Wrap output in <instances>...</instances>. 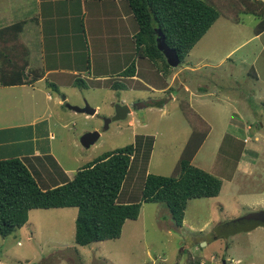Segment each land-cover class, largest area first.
Returning <instances> with one entry per match:
<instances>
[{
  "label": "rangeland",
  "instance_id": "rangeland-1",
  "mask_svg": "<svg viewBox=\"0 0 264 264\" xmlns=\"http://www.w3.org/2000/svg\"><path fill=\"white\" fill-rule=\"evenodd\" d=\"M226 1L228 5L233 3ZM216 4L222 10L227 9L219 1ZM37 11V0H0V28L35 17ZM240 17V24L220 17L183 64L175 69L170 67L168 78L174 81L164 94L157 93L168 82L162 75L167 63L165 57L138 61L140 77L149 82L150 88L135 82L132 86L135 90L130 94L111 90L115 82H121L119 79L92 83L87 76L85 79L68 76L71 83L81 80L74 90L53 91L49 84L48 89L36 86L35 91L27 87L15 90L0 87V127L12 124L9 121L15 125L22 120L31 123L32 128L24 130V136L34 138L41 153L52 147L59 163L60 167L56 168L52 159L45 158L43 169L42 164L34 162L40 172L39 181L52 175L54 181L61 183L66 177L73 178L103 153L138 142L142 143L141 151L121 196L122 200L131 197V201H137L146 172L166 177L178 175L179 160L194 132L196 143L199 140L202 143L191 165L223 181L218 197L189 201L181 227L175 225L164 203H144L140 199L138 219L126 221L120 238L83 247L75 243L77 208L32 210L28 224L7 238L0 237V264H238V261L264 264V226L244 231L255 226L260 220L256 214L264 211V109L261 107L264 82L262 78L257 81L251 73L252 68L264 69V59L259 62V57L257 63H252V48L259 51L260 46L256 47L252 41L244 44L253 36L259 20L253 15ZM28 28L34 32L33 23ZM77 41V52L85 63L88 51L80 36ZM92 43L96 45L95 39ZM238 46L225 64L219 68L212 66ZM105 53L104 49L96 51L92 55L94 62L99 64ZM135 55L131 57L135 59ZM200 59L209 63L208 68L195 72ZM30 60L35 63L37 53ZM190 62L192 66L188 65ZM182 67L193 71H184ZM182 83H186L187 92L207 96L197 99L192 95L201 94H186ZM46 92L52 96L50 100ZM3 94H15L22 99L21 94L25 96L19 105L12 104L14 99L7 100L6 111ZM29 94L34 95L33 100ZM63 97H67L66 101L58 105ZM152 99H161V106L134 107ZM66 104L77 107L87 104L96 113L93 116L76 113ZM117 105H128L131 114L124 121L112 122L105 130V119L114 116ZM92 132H99L100 138L85 148L81 138ZM32 144L28 141L24 145L30 148ZM150 147L152 151L147 158ZM251 152L247 159L246 153ZM245 160L252 162L248 165Z\"/></svg>",
  "mask_w": 264,
  "mask_h": 264
},
{
  "label": "trees",
  "instance_id": "trees-1",
  "mask_svg": "<svg viewBox=\"0 0 264 264\" xmlns=\"http://www.w3.org/2000/svg\"><path fill=\"white\" fill-rule=\"evenodd\" d=\"M126 1L139 26L136 52L151 61L165 57L157 49V30L162 31L167 46L177 52L180 65L220 17L240 24V16L253 15L259 20L254 35L264 32V0H233L230 5L226 0ZM217 1L227 9L222 10ZM25 24L20 21L0 28V87L32 85L43 77L41 71L30 66L29 49L21 39ZM171 70L165 63V77ZM134 73L133 64L122 77H131ZM80 81L77 79L76 83ZM157 105L154 107H160ZM196 137L194 132L183 151L177 176L145 173L140 199L144 203H164L177 227L183 224L190 200L216 198L223 186L220 178L191 165L202 143V140L196 143ZM141 145L137 142L103 153L77 171L72 179L65 178L61 183L55 180L57 184L52 188L39 182L40 172L29 159L0 160V237L7 238L24 227L32 210L77 208L75 243L78 246L120 238L126 221L137 220L142 207L140 199H121ZM151 151L152 147L147 150V158ZM38 162L43 165L42 161ZM255 228L250 226L244 231Z\"/></svg>",
  "mask_w": 264,
  "mask_h": 264
},
{
  "label": "crops",
  "instance_id": "crops-1",
  "mask_svg": "<svg viewBox=\"0 0 264 264\" xmlns=\"http://www.w3.org/2000/svg\"><path fill=\"white\" fill-rule=\"evenodd\" d=\"M37 1L38 11L35 14V17L24 20V22H26L25 26L27 28L24 26V29L21 33V39L29 49V62L31 68L41 71L43 73V77L32 85L10 86L3 88L14 87L13 89L15 90L18 88L27 87L30 88L31 91H35L36 86H41L43 89H48L47 87L49 84L53 91L54 89L59 90L61 88H63V90L78 89L76 80L74 82L72 81L71 83L68 76L72 79L77 76H80L84 79L89 77V81L92 83L95 81L107 82V80L112 79H119L121 82H131L132 84H127L126 86L120 82L124 89L121 86L118 88L117 84L114 85L116 82L113 84L114 86L112 85L111 87V90L114 92L117 90L125 92L126 94L134 92L133 90L135 89H133L132 86L135 84V82L142 84L145 88H150L149 82L145 83L140 77L141 68L138 65V61L141 59H149L142 58L138 54L135 55V53H137V43L135 38L139 32V26L126 0ZM29 23H33L35 27L33 29L34 32L30 31V28H28ZM79 28L80 32L78 31ZM78 36H80L81 41L85 44V47L88 51L89 58L88 60H85V63L82 59V56L77 52L76 44H78ZM92 39H95L96 45H93ZM248 42L256 43V47L260 46L259 51H254L252 48V63H257L259 57V62L263 60L264 58L261 56L264 55V32L257 36L253 34V36L250 37V39L244 44ZM239 47L240 46L227 51V54H224L225 56L219 61V63L212 66L219 68L225 64L229 56L232 55ZM102 49H104L106 53L104 54L100 63L96 64L92 55H94L96 51L99 52ZM36 53L37 60L32 64L30 58L33 55L35 57ZM132 54L133 56H136L135 59L131 57ZM133 60L135 61L134 76L122 77L123 72L129 68ZM192 64L193 62L188 63L190 66H192ZM208 65L209 63L203 59H200L195 64L198 69L195 72L200 71L203 68H208ZM183 67L182 69L184 71H193L188 69V67ZM146 69H148V65L146 66ZM251 73H253L252 75L255 76L257 81H260V78H262V81L264 82V69L260 68L258 71H256L254 68H252ZM162 75L165 76V74ZM168 77L169 75L166 77L168 82L165 84V87L159 89L157 94L167 93L172 87L174 80L171 81ZM91 78H93V80ZM184 84L182 83L181 85L184 86V91L186 94H201L194 96L192 95V97L197 99H203V97L207 96L205 95L206 93L187 92L186 85ZM128 85L130 87H127ZM45 94H48L49 100L52 98L49 92H46ZM11 95L12 94H3V101L6 103L7 100L14 99L16 101H13L12 104L15 103L16 105H19L25 96V94H21V97H23L22 99L20 97H15V94L13 96ZM16 95L19 96L20 94ZM29 95L33 100L34 95ZM64 98L66 101L67 97ZM261 99L264 100V94L262 95ZM62 103V100L58 101V105ZM122 103H125V100ZM261 107L264 109L263 103ZM6 108V111L9 110L8 105ZM8 124L10 125L0 127V160L27 158L32 163L36 161H42L43 163L44 159H47L50 156L59 166L52 147H50L49 151L46 153H41L39 146L34 141V138H28L24 136V130L29 129L30 127L32 128L31 123H27L26 120H22L17 121L16 125L13 123V121H9ZM28 141L33 143L32 147L30 148H27L24 145ZM253 152L249 154L246 153L247 159L252 156ZM245 162L248 164L252 161L245 160ZM41 166H44V164ZM250 167H252V165H250ZM244 170H246V168ZM64 173H66V171H64ZM50 176L52 177V175ZM51 177H47L49 179L46 177H41L42 179H40L39 182H41V184H43L45 187L48 186L52 188L57 183H55L54 178ZM49 181H51V183H49ZM129 200L130 198L127 199V201ZM238 264H240V261H238Z\"/></svg>",
  "mask_w": 264,
  "mask_h": 264
},
{
  "label": "water",
  "instance_id": "water-1",
  "mask_svg": "<svg viewBox=\"0 0 264 264\" xmlns=\"http://www.w3.org/2000/svg\"><path fill=\"white\" fill-rule=\"evenodd\" d=\"M156 42H157V49L163 53V55L165 56V58L167 60V64L172 69L179 67L180 66V59H179L177 52L167 46L166 41H165V37H164L162 31H160V30H157ZM62 102H65L64 97L62 98ZM66 107L69 110L74 111L76 113H82V114L91 115V116H93L96 113V110L91 108L87 104L84 107H77V106H72V105L66 104ZM130 114H131V108L128 105H117L115 107L114 116L111 118L105 119L104 129L108 130L109 125L112 122L126 120ZM99 138H100L99 132L86 133L85 135L82 136L80 142L85 148H90L92 145H94L98 141ZM256 217L258 219L260 218L257 225H259V226L264 225V211H261L258 214H256Z\"/></svg>",
  "mask_w": 264,
  "mask_h": 264
},
{
  "label": "flooded vegetation",
  "instance_id": "flooded-vegetation-1",
  "mask_svg": "<svg viewBox=\"0 0 264 264\" xmlns=\"http://www.w3.org/2000/svg\"><path fill=\"white\" fill-rule=\"evenodd\" d=\"M160 100H161V99H160ZM157 101H158V102H157ZM143 103H144V104L139 103L138 105H135L134 107H135V108H139V107H141V108H147V107H149V106H155V104H159V100H157V99H156V100L152 99L150 102H146V101L144 102V101H143ZM159 105L161 106V104H159ZM252 226H253V225H252ZM255 226L257 227V226H259V225L256 224ZM263 226H264V225H263ZM246 230H247V229H246ZM252 230H253V229H252ZM249 232H250V231H249Z\"/></svg>",
  "mask_w": 264,
  "mask_h": 264
},
{
  "label": "clouds",
  "instance_id": "clouds-1",
  "mask_svg": "<svg viewBox=\"0 0 264 264\" xmlns=\"http://www.w3.org/2000/svg\"><path fill=\"white\" fill-rule=\"evenodd\" d=\"M206 245V244H205ZM213 260V259H212ZM201 264H204L203 262Z\"/></svg>",
  "mask_w": 264,
  "mask_h": 264
},
{
  "label": "built area",
  "instance_id": "built-area-1",
  "mask_svg": "<svg viewBox=\"0 0 264 264\" xmlns=\"http://www.w3.org/2000/svg\"><path fill=\"white\" fill-rule=\"evenodd\" d=\"M245 142H247V141H245Z\"/></svg>",
  "mask_w": 264,
  "mask_h": 264
}]
</instances>
